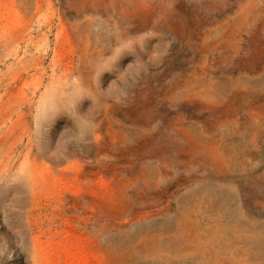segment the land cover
Wrapping results in <instances>:
<instances>
[{
	"label": "rangeland",
	"instance_id": "rangeland-1",
	"mask_svg": "<svg viewBox=\"0 0 264 264\" xmlns=\"http://www.w3.org/2000/svg\"><path fill=\"white\" fill-rule=\"evenodd\" d=\"M184 133L225 140L228 170ZM156 162L165 182L138 176ZM102 170L135 183L123 223L178 213L185 185L264 231V0H0V264H93V243L122 246L119 217L93 207Z\"/></svg>",
	"mask_w": 264,
	"mask_h": 264
},
{
	"label": "bare ground",
	"instance_id": "bare-ground-1",
	"mask_svg": "<svg viewBox=\"0 0 264 264\" xmlns=\"http://www.w3.org/2000/svg\"><path fill=\"white\" fill-rule=\"evenodd\" d=\"M185 134L183 138L188 140L192 147L209 153L220 172L228 170L232 164L231 149L225 140L219 138L211 141L204 135L195 137ZM111 152L112 149H109L106 153H100V160L110 158ZM152 169L147 168L146 172H140L138 176H145L153 182L156 179L152 178L165 182L173 172L167 168L163 169L157 162L152 165ZM123 173V171H115L114 175L108 176L102 170L96 181L99 186L97 189L93 188L95 210L100 209L103 215L111 217L113 223H116L119 217L120 223L125 226L122 231H116L115 235L124 239L122 246L109 242L108 245L99 244L95 248L99 241L91 245L93 264H262L259 253H263L264 231L253 226H243L234 220L232 214L222 212V201L219 197L213 199L209 194L197 196L190 190L185 192L187 189L185 185H181L178 190L180 192L178 213L165 216L161 213V208L156 209L153 205H149L151 210L136 212L138 220L123 223L120 216L123 215L129 201L133 200V196H130V188L135 184L132 178H126ZM147 182L150 183L149 179ZM257 182L254 180L242 187L244 202L247 205L253 203L257 197L254 189V184ZM235 194H238L236 190ZM262 199L264 200V196ZM144 220L150 221L152 226L158 223L166 228L164 233L165 239L168 240L165 242L178 250L177 256L164 251V237L160 236L163 234L162 231L153 234L150 228L146 233L139 232L138 229L143 225L141 221ZM131 223L136 227L133 235L128 233L133 227ZM254 255H257L258 259L252 258Z\"/></svg>",
	"mask_w": 264,
	"mask_h": 264
}]
</instances>
